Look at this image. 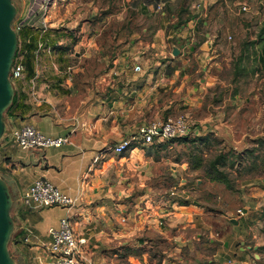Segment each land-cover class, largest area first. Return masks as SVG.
Wrapping results in <instances>:
<instances>
[{
	"label": "crops",
	"instance_id": "obj_1",
	"mask_svg": "<svg viewBox=\"0 0 264 264\" xmlns=\"http://www.w3.org/2000/svg\"><path fill=\"white\" fill-rule=\"evenodd\" d=\"M130 1L134 13L123 27L111 19L107 24L102 20L103 29L96 20L82 24L81 33L95 26L74 47L82 65L55 63L46 71L37 66L14 82L15 102L4 114L8 131L32 124L48 135L69 137L60 147L20 155L14 154L11 137H3L4 164L12 183L3 178L17 197L18 214L25 218L17 235V248L30 255L24 264L47 258L49 230L58 228L63 217L88 238L85 264H178L174 256L192 248L197 229L198 240L204 241L203 234L211 231L205 213L196 215L199 212L179 200L172 199L163 211L156 208L161 201L153 202L154 187H170L178 168L166 174L168 161L155 158L159 151L141 142L139 128L185 111L196 122L192 132L206 126L210 118L197 110L210 109L212 87L237 90L223 80V66L231 67L235 60L233 65L241 68L264 67L261 25L239 17L237 0H203L198 9L187 7L184 0ZM63 37L64 42L69 36ZM174 47L179 54H173ZM125 139L131 141L129 149L117 153L115 146ZM37 178L50 180L76 198L75 204L26 207L21 197ZM181 181L189 182L184 177ZM170 191L176 193L172 187ZM56 208L61 213L50 223L49 213ZM226 241L228 248L218 249L209 264L237 262L236 240L230 246ZM213 243L209 238L208 246Z\"/></svg>",
	"mask_w": 264,
	"mask_h": 264
},
{
	"label": "rangeland",
	"instance_id": "obj_2",
	"mask_svg": "<svg viewBox=\"0 0 264 264\" xmlns=\"http://www.w3.org/2000/svg\"><path fill=\"white\" fill-rule=\"evenodd\" d=\"M196 1L184 0L182 3L189 7ZM213 1L219 3L222 0ZM13 2L17 7L18 15L14 20L18 21L27 15L30 1L13 0ZM128 3L131 1L53 0L50 2L45 22L47 32L41 35L37 30L39 26H31L30 23L34 22L32 19L25 27L28 29L18 36L17 56L23 55L26 64L24 75L33 73L37 66L46 71V68L54 67L55 63L58 67L82 65L83 62L74 54V47L82 36L91 35L95 29V26L90 24L81 33L82 24L93 23L96 20L99 21L98 28L103 29L106 28L107 19H111L119 27L123 21L129 19L130 14L134 13ZM250 4L249 12L243 11L238 5L239 17L242 20L257 21L261 25L258 34L263 36L264 0H250ZM134 19H137V16ZM102 20H105V24ZM40 21L38 23L42 25L44 21L42 17ZM65 35L69 36V39L63 42ZM40 41L43 42L41 47ZM49 50L52 51L51 56ZM235 63L237 62L233 60V64ZM233 64L231 67L223 66L221 76L227 83L237 85L236 92L231 86L224 88L213 86L210 91L212 94L210 109H206V113H203L202 109L197 110L200 116L206 115L205 117L210 118L205 122L206 126H201L185 138L171 142H155L151 145L159 151L155 158L164 157L168 161L166 174L169 170L173 172L178 168L177 178L172 177L174 183L170 180L168 184L170 187H154L153 202L159 204L161 201L156 208L163 211L162 209L167 208L169 202L179 200L199 212L196 215L205 213L206 221L211 223L210 232L204 233L200 230L205 234L203 236L206 241L203 237L198 240L197 229L192 248L185 247L180 250L178 256H174L178 264H209L208 259L211 257L214 259L218 249L228 248L224 243L226 240L229 241V246L233 240H236L234 242L236 253L233 255L237 256L235 264H264V67L252 65L247 69ZM203 74L202 71L199 72L200 76ZM12 82L18 83L17 80ZM4 142L5 139L2 138L0 176L12 183L7 172L10 168L4 164L6 161L2 151ZM23 151L19 147L13 150L15 155H20ZM216 167L228 176L230 187L223 182L212 180L211 176L216 173ZM169 174L167 176L170 177ZM183 177L189 182H182ZM171 187L176 192L173 195L170 191ZM184 189H189V192L183 193ZM10 193L14 229L9 250L15 264H24L23 260L28 261L30 255L26 249L21 251L17 248V235L25 223V218L17 212V197L13 190L10 189ZM239 209L244 211L243 217L238 214ZM60 213L61 208L51 210L50 223L54 222ZM234 220L237 223H234ZM209 238L214 240L211 246H208ZM210 264H219V262L213 260Z\"/></svg>",
	"mask_w": 264,
	"mask_h": 264
},
{
	"label": "built area",
	"instance_id": "obj_3",
	"mask_svg": "<svg viewBox=\"0 0 264 264\" xmlns=\"http://www.w3.org/2000/svg\"><path fill=\"white\" fill-rule=\"evenodd\" d=\"M29 1L30 5L27 15L18 21L14 20L12 27L19 36V32L34 19V22L30 23L31 26H39L37 30L41 35H44L48 29L45 24L47 7L53 0ZM237 2V5L243 11H250V0H237ZM202 3L203 0H197L192 7L198 9L202 6ZM41 17L44 20L42 21V25L38 23ZM41 46H43L42 41H40ZM25 71L26 64L23 55L14 57L10 70V79L13 81L23 78ZM195 124L194 118L188 111L169 115L165 118L143 124L139 128L140 140L144 144L152 145L155 142H171L176 139L185 138L192 133ZM5 136H10L14 144L22 150L60 147L69 142V137L66 135H48L32 124L13 128L10 132L7 131ZM130 145L131 141L125 139L115 146L114 149L117 153H122L129 149ZM21 201L30 209H42L54 206L71 207L75 204L76 198L63 192L50 180L37 178L22 195ZM238 214L241 217L245 215L242 209L238 210ZM49 234L50 242L45 246L47 258L41 259L39 264H85L88 238L76 232L70 218H61L59 227L51 228Z\"/></svg>",
	"mask_w": 264,
	"mask_h": 264
},
{
	"label": "water",
	"instance_id": "obj_4",
	"mask_svg": "<svg viewBox=\"0 0 264 264\" xmlns=\"http://www.w3.org/2000/svg\"><path fill=\"white\" fill-rule=\"evenodd\" d=\"M17 15L13 0H0V140L4 137L7 125L4 119L6 110L13 102L15 88L10 79V70L18 48V34L12 27ZM173 48V54H179ZM12 196L7 181L0 176V264H15L9 242L14 229L11 215ZM237 223L236 220L233 221Z\"/></svg>",
	"mask_w": 264,
	"mask_h": 264
},
{
	"label": "trees",
	"instance_id": "obj_5",
	"mask_svg": "<svg viewBox=\"0 0 264 264\" xmlns=\"http://www.w3.org/2000/svg\"><path fill=\"white\" fill-rule=\"evenodd\" d=\"M26 27V26H25ZM23 28V30L21 31V32H19V36L21 35V33L24 31V30H26V29H28V28ZM18 45H19V43H18ZM18 51H19V47L17 48V52H16V54H15V57L17 56V54H18ZM262 63H263V65H264V58H263V60H262ZM16 96V95H15ZM15 96H14V99H13V102H12V104L10 105V107L6 110V112H8L10 109H11V107L13 106V104H14V102H15ZM5 112V113H6ZM181 139V138H180ZM176 140H178V139H176ZM176 140H173V141H176ZM215 167V166H214ZM215 170H216V173H214L212 176H211V178H212V180H217V181H220V182H223L224 184H226L228 187H230L231 186V182H230V179L228 178V176L223 172V171H220L217 167L215 168ZM181 204H184V203H181Z\"/></svg>",
	"mask_w": 264,
	"mask_h": 264
}]
</instances>
